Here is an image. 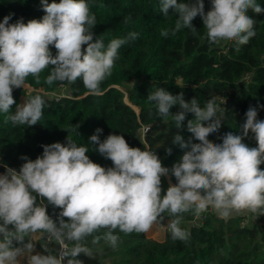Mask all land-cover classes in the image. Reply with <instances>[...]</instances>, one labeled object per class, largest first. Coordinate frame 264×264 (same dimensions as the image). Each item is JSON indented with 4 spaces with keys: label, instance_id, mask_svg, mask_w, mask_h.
<instances>
[{
    "label": "clouds",
    "instance_id": "clouds-1",
    "mask_svg": "<svg viewBox=\"0 0 264 264\" xmlns=\"http://www.w3.org/2000/svg\"><path fill=\"white\" fill-rule=\"evenodd\" d=\"M41 4L46 13L42 19L25 23L21 18L10 24L12 17L5 16L0 22V112L9 113L16 103L14 88H24L29 76L39 82L49 66L48 85L80 79L90 94L99 95L100 85L112 74L118 50L139 37V33L130 32L107 45L94 38L97 20L88 0H41ZM170 8L174 9L175 24L162 29L161 36H175L184 28L195 34L192 22L199 15L209 44L234 41L237 51L256 36L249 10L264 13L257 0H211L207 12L204 0H159L164 17L169 16ZM131 22L130 15L124 17V24ZM50 46L56 49L55 56ZM147 100L155 104L159 117L171 115L177 128H183L188 113L193 114L187 130L199 142H186L176 134L173 143L190 150L168 168L156 152L130 147L123 135L109 134L101 141L103 130L97 128L90 144L98 145L95 150L110 159L113 167L93 162L86 154L88 148L69 136L66 144L42 145L43 153L34 161L22 155L25 163L19 171L4 165L6 171L0 173V264H65L66 258V264H83L77 259L81 253L93 257L84 245L88 237H93V244L103 239L115 249L117 230L147 233L163 222L164 213H168L172 239L185 243L189 233L180 227L183 213L200 216L211 209L223 219L245 213L264 215V170L260 167L264 164V120L257 119V107L249 106L241 134L227 132L219 137L222 143H214L208 137L219 130L226 117V109L215 97L202 107L197 98L187 102L182 92L173 95L158 87ZM176 105L181 110L172 114L170 109ZM44 106L40 94L29 96L7 119L14 125H36ZM250 133L257 147L243 142ZM162 177L177 181L172 184L169 179L163 195ZM48 205L61 209L56 220L49 216ZM101 230L103 234L98 235ZM37 233L47 241L43 245L46 254L36 252L33 241ZM49 242L60 245L59 250L54 253Z\"/></svg>",
    "mask_w": 264,
    "mask_h": 264
},
{
    "label": "trees",
    "instance_id": "trees-1",
    "mask_svg": "<svg viewBox=\"0 0 264 264\" xmlns=\"http://www.w3.org/2000/svg\"><path fill=\"white\" fill-rule=\"evenodd\" d=\"M88 3L97 20L94 38L103 39L107 45L113 38H125L128 33L137 32L138 39L118 50L112 74L100 85L99 95L90 94L80 79L74 83L57 81L48 85L45 80L51 66L40 74L39 82L32 76L27 78L26 84L31 90L14 88L16 103L9 113L0 112L1 173L6 171L4 165L19 171L25 163L20 159L22 155L34 161L42 155V145L66 144L68 136L88 148L86 154L93 162L105 168L113 167L110 159L95 150L98 145L90 144V137L97 128L103 130L101 141L109 134L123 135L130 147L156 152L163 166L171 168L190 150L173 143L176 134L186 142L199 141L187 130V121L194 119L193 114H187L183 128L176 127L171 115L165 118L157 115L155 104L147 97L158 87L173 95L182 92L187 102L197 98L202 107L215 97L216 103L226 109V117L219 130L208 137L214 143H222L219 137L227 132L241 134L249 106L257 107V119L264 120V107H260L264 105V13L249 10V16L255 20L256 36L240 45L237 51L234 41H227L225 45L209 44L199 15L192 22L197 29L195 34L184 28L175 36H161L162 29L174 27L176 16L170 8L169 16L164 17L159 10V0H88ZM257 3L264 7V0ZM204 4L205 12L211 10V0H204ZM45 14L41 0H0V22L5 16H11L10 24L21 18L27 23L31 19H42ZM129 15L132 22L124 24V17ZM50 50L55 56L54 46H50ZM64 85L68 86L65 96L57 98L48 94ZM35 94L45 99L42 118L36 125H14L7 119L17 105ZM180 110L176 105L170 112L176 114ZM243 142L250 147L258 146L252 133ZM260 167L264 170V164ZM170 179L173 184L177 183L174 177ZM168 186V177H162V195L166 194ZM39 200L37 197V203ZM60 211L47 206L54 220ZM202 214H206V219L195 226L189 224L196 217L191 211L182 214L180 227L189 233L187 243L174 241L168 229L163 241L146 233L124 234L117 230L114 233L119 236L117 248L113 249L103 239L93 244L90 236L84 245L94 258L81 253L77 259L83 264H264V215L253 214L256 222L241 228L242 215L223 219L211 209ZM164 216L163 221L168 220V213ZM246 255L248 259L244 261Z\"/></svg>",
    "mask_w": 264,
    "mask_h": 264
},
{
    "label": "rangeland",
    "instance_id": "rangeland-1",
    "mask_svg": "<svg viewBox=\"0 0 264 264\" xmlns=\"http://www.w3.org/2000/svg\"><path fill=\"white\" fill-rule=\"evenodd\" d=\"M227 41H221V45H225ZM28 90H31L32 88L26 84L25 86ZM53 93H57V94H67L68 93V86H61L59 89H57L55 92ZM53 96V94H50ZM127 99V98H126ZM1 165V164H0ZM1 173V172H0ZM246 214V213H245ZM244 214V215H245ZM236 215L232 216L231 218H234ZM249 219H251L252 222H256V217H254V215L252 213H249ZM230 218V219H231ZM167 223L168 220H165L161 223H156L153 225V227L146 233L149 237H152L154 239L163 241L166 237V232H167ZM191 224V223H189ZM38 234V233H37ZM36 234V236H37ZM36 236L34 237V239H36ZM38 239V238H37Z\"/></svg>",
    "mask_w": 264,
    "mask_h": 264
},
{
    "label": "built area",
    "instance_id": "built-area-1",
    "mask_svg": "<svg viewBox=\"0 0 264 264\" xmlns=\"http://www.w3.org/2000/svg\"><path fill=\"white\" fill-rule=\"evenodd\" d=\"M46 93V92H45ZM48 94H53L54 97H61V96H65L66 94H57V93H53V92H48ZM144 131H146V128L144 129ZM17 170V169H16ZM18 171V170H17ZM243 218L240 222V226L241 228H246V227H249L251 225V219H249V213H246L245 215L243 214L242 215ZM206 219V214H201L200 216H196L193 220H191V225H199V224H202L204 222V220ZM260 224H262V222L260 221ZM43 245H47V241L46 239L42 236V253L43 254H46L44 253V248H43ZM48 247L50 249H52L55 252H57L60 248V245L58 244H55V243H52V242H49L48 243ZM66 261H67V258L65 260V264H66Z\"/></svg>",
    "mask_w": 264,
    "mask_h": 264
},
{
    "label": "crops",
    "instance_id": "crops-1",
    "mask_svg": "<svg viewBox=\"0 0 264 264\" xmlns=\"http://www.w3.org/2000/svg\"><path fill=\"white\" fill-rule=\"evenodd\" d=\"M38 238V239H37ZM35 241V249L36 252L42 253V235L40 233L37 234L36 239H34ZM35 254V253H33ZM247 257L244 259V261H246L248 259V255H246Z\"/></svg>",
    "mask_w": 264,
    "mask_h": 264
},
{
    "label": "water",
    "instance_id": "water-1",
    "mask_svg": "<svg viewBox=\"0 0 264 264\" xmlns=\"http://www.w3.org/2000/svg\"><path fill=\"white\" fill-rule=\"evenodd\" d=\"M126 102L128 103V100L126 99ZM135 108V107H134ZM136 110H138V108H135ZM168 179H170L169 177H168ZM171 183H172V181H171ZM173 184V183H172Z\"/></svg>",
    "mask_w": 264,
    "mask_h": 264
}]
</instances>
